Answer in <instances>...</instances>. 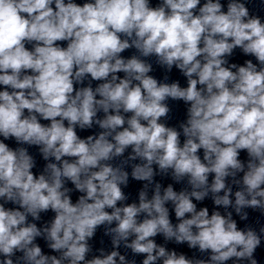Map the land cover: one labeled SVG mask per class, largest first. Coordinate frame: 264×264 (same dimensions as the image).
Segmentation results:
<instances>
[{
  "label": "clouds",
  "instance_id": "1",
  "mask_svg": "<svg viewBox=\"0 0 264 264\" xmlns=\"http://www.w3.org/2000/svg\"><path fill=\"white\" fill-rule=\"evenodd\" d=\"M200 4L162 0L151 7L149 0H94L81 6L74 0H0V198L19 206L6 209L0 204V264H117V257L128 264L115 250L85 259L98 226L113 222L116 226L106 227L105 235L112 237L114 248L123 241L133 253L146 254L143 264H205L158 246L150 239L158 234L189 248L198 246L201 252L211 250V264L233 257L256 264L252 257L260 236L250 228L238 230L231 212L209 216L206 207L197 211L192 198L202 201L211 192L216 206H234L241 219H247L245 207L264 209V23L250 17L238 0H230L226 12L220 0ZM129 48L139 55L121 57ZM237 48L257 63L230 62ZM152 55L167 71L175 65L187 86L149 75L152 64L142 58ZM92 81L99 82L95 88ZM168 98L190 103L188 118L180 125L186 137L182 145L175 128L158 122L170 111L164 103ZM100 111L103 119L96 118ZM121 111L131 116L126 119ZM94 124L103 131L78 136L77 126L87 130ZM12 138L21 146L9 147L5 141ZM23 145L38 146L49 161L42 174L34 175L36 161ZM129 146V160L146 161L133 165L135 180L151 183L152 165L157 164L162 173L171 169L178 182L188 177L193 190L177 193L169 185L161 195L157 183L151 200L141 191L138 206L117 207L126 199L120 185L128 183L123 170L128 161L116 167L103 162L122 156ZM242 150L247 151L246 165L239 158ZM238 172L244 173V187L235 192L233 205L225 178ZM66 180L86 193L75 204ZM221 191L224 195H218ZM168 201L181 221L175 227L165 207ZM49 209L55 212L50 227L41 230L28 223L29 215L39 220ZM141 213L149 218L138 223ZM40 236L61 253L59 258L42 253L34 243ZM17 252L22 255L14 262Z\"/></svg>",
  "mask_w": 264,
  "mask_h": 264
}]
</instances>
